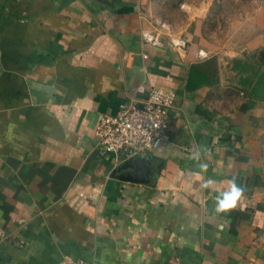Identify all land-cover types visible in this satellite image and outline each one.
<instances>
[{"label":"crops","instance_id":"1","mask_svg":"<svg viewBox=\"0 0 264 264\" xmlns=\"http://www.w3.org/2000/svg\"><path fill=\"white\" fill-rule=\"evenodd\" d=\"M263 45L264 0H0V227L23 241L0 264H264L261 103L232 68ZM151 86L176 93L167 140L120 179L94 129Z\"/></svg>","mask_w":264,"mask_h":264},{"label":"built area","instance_id":"2","mask_svg":"<svg viewBox=\"0 0 264 264\" xmlns=\"http://www.w3.org/2000/svg\"><path fill=\"white\" fill-rule=\"evenodd\" d=\"M144 39L154 45H160L157 33L145 32ZM187 38L183 35H173L170 42L174 48L184 50ZM142 90L144 86L140 85ZM176 99L172 89L151 86L145 96L131 99L120 105L114 114L103 113L94 133L101 152L120 154L124 158L148 151L160 146L167 140L169 126L168 108ZM11 241L22 245L23 241L12 233H5L0 227V241ZM61 264H92L91 262L65 256Z\"/></svg>","mask_w":264,"mask_h":264},{"label":"trees","instance_id":"3","mask_svg":"<svg viewBox=\"0 0 264 264\" xmlns=\"http://www.w3.org/2000/svg\"><path fill=\"white\" fill-rule=\"evenodd\" d=\"M232 68L248 105L264 103V45L234 60Z\"/></svg>","mask_w":264,"mask_h":264},{"label":"clouds","instance_id":"4","mask_svg":"<svg viewBox=\"0 0 264 264\" xmlns=\"http://www.w3.org/2000/svg\"><path fill=\"white\" fill-rule=\"evenodd\" d=\"M201 171H207V165L201 164L199 166ZM215 184V181L208 180L204 183L203 187L208 188ZM244 195V188L236 183V178L234 177L229 181V187L226 190H218L215 197L216 208L215 212L227 213L237 207L238 202L242 199Z\"/></svg>","mask_w":264,"mask_h":264},{"label":"water","instance_id":"5","mask_svg":"<svg viewBox=\"0 0 264 264\" xmlns=\"http://www.w3.org/2000/svg\"><path fill=\"white\" fill-rule=\"evenodd\" d=\"M148 159L149 155H146L144 157L124 158L120 163L116 165L113 174H115L116 177L124 180L147 181V177L141 178V175L145 173V171L139 172L137 169H143V164L147 165L148 168Z\"/></svg>","mask_w":264,"mask_h":264},{"label":"rangeland","instance_id":"6","mask_svg":"<svg viewBox=\"0 0 264 264\" xmlns=\"http://www.w3.org/2000/svg\"><path fill=\"white\" fill-rule=\"evenodd\" d=\"M258 113H259V119L261 122H263V127H264V103L259 104ZM263 139H264V134H263ZM263 144H264V141H263Z\"/></svg>","mask_w":264,"mask_h":264}]
</instances>
